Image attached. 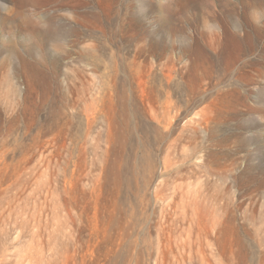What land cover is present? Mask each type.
Listing matches in <instances>:
<instances>
[{
	"label": "rangeland",
	"instance_id": "rangeland-1",
	"mask_svg": "<svg viewBox=\"0 0 264 264\" xmlns=\"http://www.w3.org/2000/svg\"><path fill=\"white\" fill-rule=\"evenodd\" d=\"M0 264H264V0H0Z\"/></svg>",
	"mask_w": 264,
	"mask_h": 264
},
{
	"label": "bare ground",
	"instance_id": "bare-ground-1",
	"mask_svg": "<svg viewBox=\"0 0 264 264\" xmlns=\"http://www.w3.org/2000/svg\"><path fill=\"white\" fill-rule=\"evenodd\" d=\"M230 10H229V13L230 14H233V13H235V7L234 6H230V8H229ZM222 12V11H221ZM237 13V12H236ZM217 15V14H216ZM215 15V16H216ZM230 23H234L236 26H243V24L245 23V21L243 20V19H241L240 21L237 19V20H231V21H229ZM226 22H224L223 23V26H226Z\"/></svg>",
	"mask_w": 264,
	"mask_h": 264
}]
</instances>
